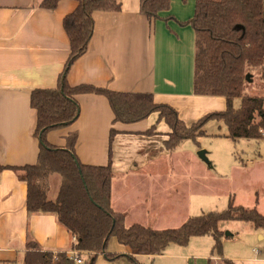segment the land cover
<instances>
[{
  "label": "crops",
  "instance_id": "1",
  "mask_svg": "<svg viewBox=\"0 0 264 264\" xmlns=\"http://www.w3.org/2000/svg\"><path fill=\"white\" fill-rule=\"evenodd\" d=\"M117 1L121 6L119 13L93 14L92 39L86 53L68 72L69 86L90 85L113 92L150 94L155 103L176 111L185 126L224 111V99L195 97L192 93L194 31L187 23L193 18L194 0H171L170 10L155 20L139 13V0ZM40 2L0 0L1 166L35 164L38 143L32 137L35 112L29 107V94L34 89H54L68 55L62 20L75 9V3L62 1L54 11L47 12L38 8ZM254 76L249 78L248 85L253 83L257 89H263L264 83ZM76 101L77 121L66 129L49 133L48 143L62 149L66 136L75 132L74 150L80 163L105 166L109 132L116 130L118 134L110 149L111 205L125 215L128 225H144L148 218H141L142 214L156 213L159 208L155 191L162 178V159L169 153L164 148L169 129L163 122H157L156 115L132 126L113 125L112 112L103 97L78 96ZM152 127L155 135H142ZM256 151H259L257 163L264 164V143ZM256 171L257 183L264 182V171ZM24 205L25 186L11 172H0V264L15 263L28 237L43 252H69L73 239L55 217L28 216ZM152 223L149 221L148 225ZM263 238L257 235L262 244ZM109 250L110 254L123 256L130 253L128 248L114 242ZM262 251L261 246L257 255ZM242 262L251 264L247 259ZM256 262L264 264V260Z\"/></svg>",
  "mask_w": 264,
  "mask_h": 264
},
{
  "label": "trees",
  "instance_id": "2",
  "mask_svg": "<svg viewBox=\"0 0 264 264\" xmlns=\"http://www.w3.org/2000/svg\"><path fill=\"white\" fill-rule=\"evenodd\" d=\"M62 1L75 3V9L62 20L68 41V55L54 89H34L29 94V107L35 112L32 137L38 143V155L33 165L1 166L25 186V212L31 215L55 217L57 223L73 239L70 251L92 259L98 255L108 262L119 257L137 264L135 256L160 255L170 245L185 247L193 238L210 237L212 253L222 258L223 224L245 223L254 230L264 229V216L255 208L234 206L229 200L227 209L198 217L187 218L175 229L155 230L139 223L127 225L125 215L111 205L112 169L111 145L118 134L110 130L108 162L105 166H87L75 155L77 134H68L64 147L50 145L47 135L72 126L79 117L78 96H101L106 99L113 115L112 124L132 126L156 115L169 129L164 148L172 152L184 140L196 143L205 136L204 126L210 122L222 124L224 138L240 140L264 139V98L245 93L250 74L264 83V0H194L193 18L187 23L194 31L192 93L195 97L222 98L226 108L208 114L196 123L185 126L176 111L157 104L150 94L120 93L90 85L71 87L67 75L73 64L87 51L93 35L95 13H119L117 0H41L38 8L52 12ZM171 0H139V13L148 20L170 10ZM240 101L238 109L233 102ZM262 131V133L260 132ZM155 135V128L142 134ZM58 176L60 184L53 200H49V181ZM233 237L232 235L228 236ZM113 238L126 247V256L108 254L107 245ZM66 253V252H65ZM65 253L43 252L27 238L16 264H74ZM223 264H239L222 260ZM87 264V262H86Z\"/></svg>",
  "mask_w": 264,
  "mask_h": 264
},
{
  "label": "rangeland",
  "instance_id": "3",
  "mask_svg": "<svg viewBox=\"0 0 264 264\" xmlns=\"http://www.w3.org/2000/svg\"><path fill=\"white\" fill-rule=\"evenodd\" d=\"M254 75L250 74V77L255 78ZM244 91L248 95L264 98V88L257 89L253 83ZM239 107L240 101L235 100L233 108ZM203 130L205 136L196 143L184 140L168 153V157L162 159V178L155 191L159 208L156 213L142 214L141 218H148L143 222L145 226L155 230L175 229L187 218L225 211L229 200H233L234 206L255 208L264 216V182L257 183L255 179L256 169L264 171V164L257 163L259 151H256L264 141L241 140L233 143L222 137L226 132L225 127L213 121L208 122ZM49 182L51 189L48 198L53 200L55 194L53 197L51 195L57 193L60 180L56 175ZM139 186H142V182H139ZM149 221L153 223L148 225ZM221 230L233 236L222 239V260L246 264L242 260L247 259L251 264H262L256 262L264 260V251L257 255L262 246L257 235L264 237V229L254 230L245 223H231L223 224ZM112 242L117 244L111 238L106 251H110ZM212 246L210 237L193 238L185 247L170 245L154 259L135 256V260L137 264H223L212 253ZM91 260L82 256L81 264H90ZM93 264L132 263L125 257L108 262L98 255Z\"/></svg>",
  "mask_w": 264,
  "mask_h": 264
},
{
  "label": "built area",
  "instance_id": "4",
  "mask_svg": "<svg viewBox=\"0 0 264 264\" xmlns=\"http://www.w3.org/2000/svg\"><path fill=\"white\" fill-rule=\"evenodd\" d=\"M262 133V131H260ZM262 247L264 249V243L262 244ZM58 254V253H57ZM56 253L52 254V260L55 261L56 260ZM66 257L73 261L74 264H81L82 262V258L80 257V255H78L76 252H73V251H69V252H66Z\"/></svg>",
  "mask_w": 264,
  "mask_h": 264
},
{
  "label": "water",
  "instance_id": "5",
  "mask_svg": "<svg viewBox=\"0 0 264 264\" xmlns=\"http://www.w3.org/2000/svg\"><path fill=\"white\" fill-rule=\"evenodd\" d=\"M202 158H204L203 154H200ZM224 236L227 238L228 236H230V234L225 233Z\"/></svg>",
  "mask_w": 264,
  "mask_h": 264
}]
</instances>
